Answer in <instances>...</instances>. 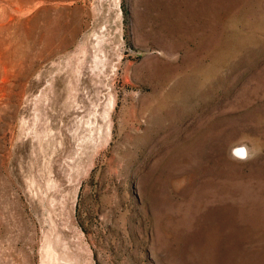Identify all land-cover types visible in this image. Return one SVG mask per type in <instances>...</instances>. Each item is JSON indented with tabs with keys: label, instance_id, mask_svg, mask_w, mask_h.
<instances>
[{
	"label": "rangeland",
	"instance_id": "obj_1",
	"mask_svg": "<svg viewBox=\"0 0 264 264\" xmlns=\"http://www.w3.org/2000/svg\"><path fill=\"white\" fill-rule=\"evenodd\" d=\"M0 264H264V0H0Z\"/></svg>",
	"mask_w": 264,
	"mask_h": 264
},
{
	"label": "clouds",
	"instance_id": "obj_2",
	"mask_svg": "<svg viewBox=\"0 0 264 264\" xmlns=\"http://www.w3.org/2000/svg\"><path fill=\"white\" fill-rule=\"evenodd\" d=\"M237 146L230 147L229 154L232 159L246 162L250 159L255 158L256 154L252 151L247 144L242 141L236 142Z\"/></svg>",
	"mask_w": 264,
	"mask_h": 264
}]
</instances>
